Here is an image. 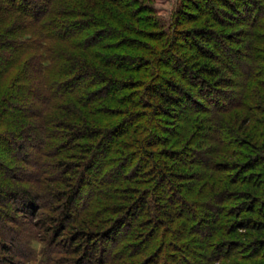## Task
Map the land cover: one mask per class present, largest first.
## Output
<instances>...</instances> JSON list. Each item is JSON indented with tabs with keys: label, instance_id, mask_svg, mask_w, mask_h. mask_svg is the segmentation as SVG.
<instances>
[{
	"label": "trees",
	"instance_id": "1",
	"mask_svg": "<svg viewBox=\"0 0 264 264\" xmlns=\"http://www.w3.org/2000/svg\"><path fill=\"white\" fill-rule=\"evenodd\" d=\"M192 2L167 32L139 0H0V144L23 162L0 167L31 182L0 181L2 244L19 236L10 197L41 215L59 264H264V0ZM198 83L240 86L239 100L204 107Z\"/></svg>",
	"mask_w": 264,
	"mask_h": 264
},
{
	"label": "rangeland",
	"instance_id": "2",
	"mask_svg": "<svg viewBox=\"0 0 264 264\" xmlns=\"http://www.w3.org/2000/svg\"><path fill=\"white\" fill-rule=\"evenodd\" d=\"M141 1V4L143 5H147L149 7V9L151 10V15L153 16V19L155 21H159L160 23H165L166 27L164 28L165 31L170 32L171 29V24L175 27V23L178 21L182 26H186L187 24H184V22L186 23L187 21L185 20L188 13H192V14H196L197 12L193 9V2L194 0H139ZM197 2L200 0H196ZM217 3V2H216ZM240 5V4H239ZM203 11H205V7L204 5H201V7ZM193 9V10H192ZM242 12L241 7H238V14L234 13L233 15V19L223 15L222 16V21L224 20H230L233 21L234 18L240 19V15ZM239 17V18H238ZM225 22V21H224ZM194 25V24H193ZM192 24H189V27L193 26ZM183 27V28H184ZM217 29L221 30L224 27L219 26V24H217ZM182 28V29H183ZM249 29V28H247ZM240 28H228V26L225 25V31L227 33H230L231 35H237L240 40L242 41V36H240V34H237L239 32ZM248 31V30H247ZM254 31V30H253ZM255 37L258 36V38H256L258 41L256 43L257 46H260L262 49V51H264V44H261L264 41V30H256L254 31ZM188 38V36H187ZM187 38L185 40V38H180L179 40H177V44H182L185 45V48H187L189 50L188 47L192 48V42L190 40L187 41ZM212 44L214 45V47L207 45L208 50L214 52L216 51L217 53H219L220 55H222V60L224 61V63L230 67L231 69L234 70V72L236 74L239 75H243L244 72L246 71V69L243 67V65L241 64V60L239 58H236L235 54L230 52V51H226L225 48H219L218 46V41L216 39L213 38V40L211 41ZM248 42V41H247ZM245 42V44L247 43ZM190 43V44H188ZM239 48L243 47L242 45L239 44V46H237ZM227 74L225 73V75H228L229 79H233L234 81H236L238 83V79L236 76V74L234 75L233 73H231L232 71H226ZM230 73V74H229ZM187 79H189L188 77H186ZM191 80V79H190ZM239 90H240V86L236 87V85H232V86H218L216 85V88L213 87H209L204 83H198L195 84L194 89H192L191 91H195L194 92V99H196L199 103L203 104L204 107H208V108H212L213 106H215V104L217 102H219V104L226 106L228 105V107H232L233 102L238 101L239 100ZM195 105H193L192 103L185 105L184 109H183V115L187 114L188 112H190V110L194 109ZM3 115V113H0V117ZM7 116V114H6ZM6 118V117H5ZM1 121H4L0 119V123ZM4 126V125H3ZM2 127L0 126V131H1ZM24 128H22L23 130ZM30 140V141H29ZM28 140V145L26 146V148L24 149V151L22 152V156L24 157L25 154H30L31 152H35V146H33V144H35L34 140H32V137ZM17 149L16 147H6V145L0 144V161L1 164L3 166H7L9 168H14V167H23L22 163H18L16 164V162L13 161V155H17ZM8 156V157H7ZM31 160H33V155L31 157H29ZM3 168L0 167V181H2L3 183H11L13 185L14 181L17 180L21 185L27 186V185H31V182H27L25 181V179H21V176H19L18 174H20L22 171L19 170V172L14 171L13 173H9L11 176H8V174L3 173L2 172ZM96 173H91V179H95L96 178ZM114 178H116V175L113 176ZM22 181V182H20ZM5 185V184H4ZM6 186V185H5ZM11 186V185H10ZM9 187V186H8ZM28 187V186H27ZM11 189V187H9ZM90 186H89V191H90ZM6 189L8 190V188L6 187ZM86 196V194H85ZM21 198V197H20ZM13 199V200H12ZM85 197H83V199H81L79 201V206H82L85 203ZM18 198H7L6 199V203L8 205H6V207H8V212H6V216L8 215L7 221L10 222H5L6 226L8 227H12L14 226L15 229H17V232L19 234L18 237H16V239L14 240V242H8L7 245V249L11 248V249H15L17 251H22L21 257L19 254L16 253H12L9 255H2L0 254V257L2 258H11V260L13 259V261L15 262V264H59L56 261L57 256L53 253L52 249L48 248L46 244H43L41 241L43 239H45V235L43 233V230H40V227L37 226V224L40 223L41 219V215L40 216H29L26 213L23 212H19L18 210L14 211V208L16 209H20V204L18 202ZM78 203V202H77ZM77 207V208H78ZM22 208V206H21ZM76 208V207H75ZM7 209V208H6ZM40 214V212H38ZM42 214L46 213L44 211L41 212ZM48 215V214H47ZM41 217V218H40ZM17 221V224L14 225V221ZM3 221L0 220V234L1 232L5 235H9L11 233H9V231L3 227ZM19 224V225H18ZM22 225V226H20ZM29 232H33L34 234H31ZM35 234L37 236H35ZM12 235V234H11ZM27 235V240L30 241L31 243V248L30 247H26L22 245V239H24V237ZM2 235H0V240H2L3 238L1 237ZM123 237V241L126 240V234L122 236ZM125 238V239H124ZM125 242H122V244H124ZM110 245L113 246L112 242H106L105 246L108 248ZM26 247V248H25ZM19 252V253H20ZM13 255V256H12ZM15 257V258H14ZM20 257V258H19ZM60 257V256H59ZM64 257V256H63ZM1 262V261H0ZM0 264H3L2 262ZM72 264V263H69Z\"/></svg>",
	"mask_w": 264,
	"mask_h": 264
}]
</instances>
